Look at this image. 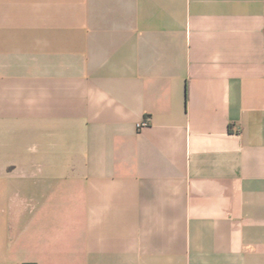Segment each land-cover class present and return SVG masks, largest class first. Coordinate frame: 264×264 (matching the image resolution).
<instances>
[{
	"label": "crops",
	"instance_id": "0c3cea01",
	"mask_svg": "<svg viewBox=\"0 0 264 264\" xmlns=\"http://www.w3.org/2000/svg\"><path fill=\"white\" fill-rule=\"evenodd\" d=\"M22 263L264 264V0H0Z\"/></svg>",
	"mask_w": 264,
	"mask_h": 264
},
{
	"label": "built area",
	"instance_id": "2783aa9c",
	"mask_svg": "<svg viewBox=\"0 0 264 264\" xmlns=\"http://www.w3.org/2000/svg\"><path fill=\"white\" fill-rule=\"evenodd\" d=\"M149 124V120L148 118H142V120H140L138 123H137V128H142L144 126H147Z\"/></svg>",
	"mask_w": 264,
	"mask_h": 264
},
{
	"label": "trees",
	"instance_id": "16d2710c",
	"mask_svg": "<svg viewBox=\"0 0 264 264\" xmlns=\"http://www.w3.org/2000/svg\"><path fill=\"white\" fill-rule=\"evenodd\" d=\"M188 91H189L188 85L186 84V87H185V98H186V100L188 98ZM22 264H32V263H22Z\"/></svg>",
	"mask_w": 264,
	"mask_h": 264
}]
</instances>
